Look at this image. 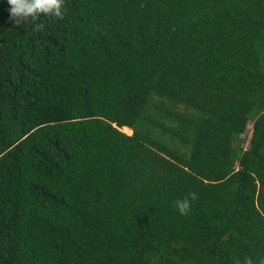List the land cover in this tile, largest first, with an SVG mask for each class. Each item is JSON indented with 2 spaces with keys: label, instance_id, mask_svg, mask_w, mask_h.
<instances>
[{
  "label": "trees",
  "instance_id": "trees-1",
  "mask_svg": "<svg viewBox=\"0 0 264 264\" xmlns=\"http://www.w3.org/2000/svg\"><path fill=\"white\" fill-rule=\"evenodd\" d=\"M9 7L0 264H258L264 0H65L40 31Z\"/></svg>",
  "mask_w": 264,
  "mask_h": 264
},
{
  "label": "clouds",
  "instance_id": "clouds-1",
  "mask_svg": "<svg viewBox=\"0 0 264 264\" xmlns=\"http://www.w3.org/2000/svg\"><path fill=\"white\" fill-rule=\"evenodd\" d=\"M10 6L9 20L14 26L21 27L23 24L31 20L34 23L36 31L43 28L42 24L35 23L40 15L50 16L53 18L63 19L65 8V0H7ZM197 199L195 192H190L183 199L175 201V206L181 215H187L191 208V201ZM236 264H240L238 260ZM243 264H254L253 260L245 257ZM258 264H264V258H261Z\"/></svg>",
  "mask_w": 264,
  "mask_h": 264
},
{
  "label": "rangeland",
  "instance_id": "rangeland-1",
  "mask_svg": "<svg viewBox=\"0 0 264 264\" xmlns=\"http://www.w3.org/2000/svg\"><path fill=\"white\" fill-rule=\"evenodd\" d=\"M180 108L181 107H179V109ZM181 110H182V108H181ZM250 125H251V123H250V121H248L247 124H246V129H245L244 133L241 134V137L244 140L243 143H242V146H245L246 145V142H247V139H248L249 133H250ZM123 132H126V131L123 130ZM126 133L127 134L130 133V131H127Z\"/></svg>",
  "mask_w": 264,
  "mask_h": 264
},
{
  "label": "bare ground",
  "instance_id": "bare-ground-1",
  "mask_svg": "<svg viewBox=\"0 0 264 264\" xmlns=\"http://www.w3.org/2000/svg\"><path fill=\"white\" fill-rule=\"evenodd\" d=\"M123 130L126 131V132H127V131H130V130H129L128 128H126V127L123 128Z\"/></svg>",
  "mask_w": 264,
  "mask_h": 264
}]
</instances>
